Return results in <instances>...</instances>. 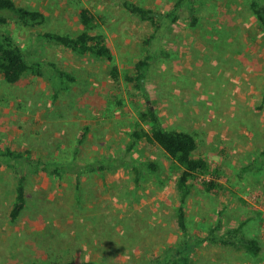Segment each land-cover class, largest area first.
<instances>
[{"label":"rangeland","instance_id":"obj_1","mask_svg":"<svg viewBox=\"0 0 264 264\" xmlns=\"http://www.w3.org/2000/svg\"><path fill=\"white\" fill-rule=\"evenodd\" d=\"M14 1L43 11L46 21L25 27L10 20L0 31L13 35L29 57L54 61L74 80L55 96L44 77L28 72L8 83L0 74V151L30 149L34 158L56 161L123 157L146 100L124 75L146 53L154 25L129 13L123 0ZM131 1L166 12L176 0ZM83 7L96 16L93 31L106 36L112 60L49 43L30 46L36 30L81 31ZM193 8L195 24L184 4L152 41L155 60L146 79L162 124L192 133L194 156L211 165L209 175L192 181L186 202L188 232L195 241L202 238L193 264H264V165L243 170L264 150V30L250 0H193ZM114 63L118 81L110 76ZM84 126L88 133L76 151ZM128 157L140 168L143 161L159 168L143 167L138 179L131 166L85 172L77 184L74 173L58 177L26 166L27 205L14 221L16 174L12 165L0 166V264H147L177 244L182 234L172 160L145 141ZM203 178H215L221 187L207 191ZM242 222L244 233L262 245L257 256L207 238L217 223L221 234Z\"/></svg>","mask_w":264,"mask_h":264},{"label":"trees","instance_id":"obj_2","mask_svg":"<svg viewBox=\"0 0 264 264\" xmlns=\"http://www.w3.org/2000/svg\"><path fill=\"white\" fill-rule=\"evenodd\" d=\"M124 8L132 15L147 20L154 25L155 31L146 40V53L136 60L134 70L126 73L124 78L132 83L136 89L144 94L145 108L138 111V122L129 131V141L126 145L123 157L111 156L106 160L103 158L79 160L72 158L67 161L45 160L34 158L30 149L14 150L6 148L0 151V166L3 164L12 165L16 174L15 199L10 211V219L16 220L27 205L26 198V166L35 172L56 175L61 177L65 173L76 174V183L79 184L81 174L85 172H106L119 166H131L136 172V179L139 178L141 169L144 167L150 172H157L159 166L154 161H143L139 166L131 163L130 152L140 142L145 141L158 145L170 157L175 169V187L178 195L177 207L175 210L176 221L181 230L182 239L175 245L169 246L164 253L153 257L147 264H193V249L202 238L197 241L189 234L187 224L186 202L191 193L192 181L212 171L210 163L204 157L194 156L197 148V141L194 135L188 131L165 127L157 112L153 101L149 100V93L146 88V79L150 68L155 60V53L152 50V41L156 40L159 31L167 24L173 23L178 18V11L185 4L192 12V24H195L197 17L194 15L193 0H176L173 8L169 11L156 10L145 7L131 0H123ZM250 8L264 30V0H250ZM79 19L83 29L75 34L60 33L55 31H35L32 34L30 46L37 47L41 43L60 46L80 54H91L96 57L113 59V53L106 36L93 29L97 25L96 16L93 12L83 7L79 10ZM10 20L25 27H37L46 21V15L39 9H31L18 5L14 0H0V24H8ZM93 31V32H92ZM36 49V48H35ZM27 53L21 44L10 33L0 31V74L8 83L18 82L25 73L34 76H41L53 84L55 96L60 90L66 89L74 77L65 69L57 66L52 60L37 59ZM110 76L113 80L120 79V72L114 63L110 69ZM262 102L264 103V97ZM88 133V127L84 126L77 136L75 150L81 147ZM128 157V158H127ZM264 165V150L259 157L243 167V170L258 171ZM202 183L207 191L219 189L221 184L215 178H203ZM220 223L210 229L207 236L212 242H218L235 249H242L251 256H257L262 249L260 241L248 236L243 231V222L238 226L230 227L219 234ZM26 264H99L94 260H53L47 262L31 261ZM117 264V263H109Z\"/></svg>","mask_w":264,"mask_h":264},{"label":"built area","instance_id":"obj_3","mask_svg":"<svg viewBox=\"0 0 264 264\" xmlns=\"http://www.w3.org/2000/svg\"><path fill=\"white\" fill-rule=\"evenodd\" d=\"M262 234L264 235V221H263V229H262Z\"/></svg>","mask_w":264,"mask_h":264}]
</instances>
